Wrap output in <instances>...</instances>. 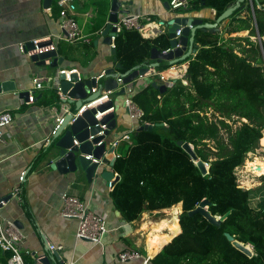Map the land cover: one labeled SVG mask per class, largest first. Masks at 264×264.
<instances>
[{
	"label": "trees",
	"instance_id": "1",
	"mask_svg": "<svg viewBox=\"0 0 264 264\" xmlns=\"http://www.w3.org/2000/svg\"><path fill=\"white\" fill-rule=\"evenodd\" d=\"M190 1L214 9L216 21L226 10H234L222 34L194 31L195 54L172 65L187 63L185 78L183 73L163 94L147 85L129 96L143 112V122L154 129H136L131 134L126 152L113 164L119 181L111 196L127 222L138 220L144 212L181 203V231L151 264H264V198L253 206V190L240 188L235 174L258 148L264 132V41L250 39L264 38L263 2L251 0L252 17L248 0ZM56 9L59 15L54 1L52 10ZM245 11L247 15L240 18ZM242 31H248V36L229 37ZM113 45L121 65L117 72L124 76L150 66V51H165L169 42L165 35L145 40L136 32L122 30ZM184 80L187 86L182 85ZM234 118L239 125L233 129L228 122ZM178 141L193 147L197 158L208 165L207 175L200 173ZM261 180L264 183V176ZM202 200L209 203L212 216L228 213L219 226L200 214L188 215ZM225 233L251 246L253 255L233 247ZM7 257L0 251V264H6Z\"/></svg>",
	"mask_w": 264,
	"mask_h": 264
},
{
	"label": "crops",
	"instance_id": "2",
	"mask_svg": "<svg viewBox=\"0 0 264 264\" xmlns=\"http://www.w3.org/2000/svg\"><path fill=\"white\" fill-rule=\"evenodd\" d=\"M54 1L58 0H51L50 6L45 8L43 0H0V84H7L4 85V90L0 89V112L9 111L13 116V122L0 129V229L9 221L25 235L22 249L30 253L24 257L27 264H37L35 259L43 256L49 257L50 264H117L118 254L125 250L137 251L142 258L124 264H143L146 259L151 264L162 247L181 231L178 223L181 203L166 210L144 212L138 220L127 222L115 207L112 190L108 188V181L101 177V173L104 169L115 174V156L126 152L130 144L120 138L137 129V125L128 118L124 107L125 97L141 91L153 82L166 84L158 76H153L152 71L161 73L164 78L173 82L181 79L183 73L185 78L187 63L164 71L150 68L147 74L135 80L130 95L111 96L116 127L108 138L107 150L103 156L107 163L101 165L98 175L91 182H87L80 171L61 174L52 170L42 158L43 152L52 140L51 131L62 105L65 104L68 112L74 107L69 97H65L67 101H62L56 93L55 96L52 93L55 92L53 86L58 72L75 70L76 73L73 74L86 80L115 67L110 49L103 44L101 36L107 23L110 0H78L75 20L82 35L91 39L92 46L80 42L69 44L61 39L60 18L57 9L56 12L52 10ZM119 1L125 3L122 9L129 14L148 16L152 21L161 22V29L164 30L162 36H167V24L174 18L193 17L203 23L217 22L214 9L199 7L190 0L193 7L176 11L164 6L169 0ZM257 1L264 3V0ZM246 15L245 11L240 18ZM228 23V18L227 21L219 22V31L216 33L222 34ZM222 36L228 37L225 34ZM247 36L248 31H242L229 37ZM157 37L143 39L153 40ZM257 37L250 39L255 41ZM261 40L264 41V38ZM33 42H50L42 50L53 48L57 57L46 60L44 66H37L30 56L39 50L29 51L26 48ZM117 74V70H114L112 76ZM34 80H40L43 85L41 90L34 89ZM29 92L34 96L33 103H27L25 96L28 98ZM51 97L53 99L50 100ZM111 111L108 110L105 114ZM116 141L118 144L113 146ZM110 148L114 149L113 153L109 152ZM258 148L264 154V146L260 141ZM261 162L264 163V155L254 156L250 165L258 166ZM250 165L247 168L242 165L236 169L235 174L240 188L253 190L251 204L255 206L264 198V183L261 180L264 172H252ZM24 171V179L20 181V175ZM64 194L80 198L93 214L105 220L106 232L100 244L76 239V221L60 215ZM170 225H176L177 230H170ZM47 243L56 247L57 257L47 252Z\"/></svg>",
	"mask_w": 264,
	"mask_h": 264
},
{
	"label": "water",
	"instance_id": "3",
	"mask_svg": "<svg viewBox=\"0 0 264 264\" xmlns=\"http://www.w3.org/2000/svg\"><path fill=\"white\" fill-rule=\"evenodd\" d=\"M43 1L44 7L48 8L51 4V0ZM124 5L125 3L119 0H110V11L107 23L101 33V36L103 37V44L109 47L115 67L104 71L103 77L98 80H96L95 77L86 80H78L77 74H73L70 76V82H68L65 81L64 75L59 76V87L61 89V93L69 97L70 102H73L74 107L71 111L65 114L62 124L52 136V140L43 152L42 158L52 170H57L61 174L80 171L85 175L87 182H91L92 179L98 175V170L101 165H105L107 163V160L103 156L107 150L108 138L116 127L113 100L110 99L108 102L88 108L80 115H76L83 105L95 101L99 97L101 90L107 92L113 91L116 88L117 84L112 74L114 73V70L120 69L121 65L117 62L116 52L114 46H112L111 37H115L117 34V30L113 24H115L121 16L129 14L127 10L122 9ZM164 6L167 8L168 4L164 3ZM233 10L234 8L226 10L216 24L203 23L202 20L193 17H179L170 20L167 24V36L169 39V48L167 51L152 49L150 51L149 61L153 63L148 67L137 68L129 74L124 75L122 80L123 83H134L138 77H142L147 74L150 68H170L176 60L185 59V57L189 55H194L197 49L196 46L193 45L191 37L194 31L199 28L204 32H218L219 29L217 28V24L223 20L227 21L228 16ZM179 29H181V34L179 37H176L175 32ZM49 45L50 42L37 44V48L33 45V43L27 45L26 48H28L27 50L29 51L39 50V52H35L30 56L31 61L37 66H44L46 60L57 57L56 50L53 48L42 50ZM58 61L60 62L61 59ZM4 85L7 84H0V89L2 88L4 90ZM150 85L153 88H156L160 94H163L168 89L166 84L159 85L153 82ZM92 88H96V92L92 93ZM115 95H124V92L121 90ZM25 97L28 99L27 96ZM110 108H112L111 112L104 114L99 119L96 118L98 114L104 113ZM101 126H105L104 129H101ZM153 129V125L144 124L139 126L137 131H152ZM177 145L190 156L191 161L195 164L203 176L208 174V165L197 158L193 151V147L190 144L184 141H178ZM113 151V148L109 149L110 153H113ZM259 169L260 168H258V170ZM101 177L109 181L113 178V173L106 172L102 169ZM118 181L119 176H115L113 184H116ZM1 203L2 202L0 201V205ZM208 206L209 203L206 200H202L193 210L188 212V215L192 216L194 214H200L211 225L219 226L228 213L218 218L214 217L207 210ZM224 235L231 245L237 250L249 257L253 255L249 246L238 242L227 233ZM47 252L55 257L58 255L56 250L50 251L48 249ZM40 262L43 264H50V259L48 256H43L40 259Z\"/></svg>",
	"mask_w": 264,
	"mask_h": 264
},
{
	"label": "built area",
	"instance_id": "4",
	"mask_svg": "<svg viewBox=\"0 0 264 264\" xmlns=\"http://www.w3.org/2000/svg\"><path fill=\"white\" fill-rule=\"evenodd\" d=\"M248 2L251 10V15L253 17L252 2L251 0H248ZM77 3L78 0L57 1V7L59 8L60 27L62 30L61 39L69 44L80 42L81 44L90 45L92 42L91 39L88 36L82 35L81 30L79 29L77 22L75 20ZM168 7L170 10L176 11V10H188L191 7H193V5L189 2V0H169ZM261 7L264 8V3L261 5ZM113 26L116 28L117 33L121 32L122 30L136 32L142 38L157 37L164 32V30L161 29V27L163 28V24L161 22L157 23L155 21H152L151 18H149L148 16L144 17V16L131 15V14L122 16L117 20L115 24H113ZM180 34H181V29L176 30L175 32L176 37H179ZM114 38L115 37H111L112 46H114L113 45ZM257 39L258 42L260 43L261 38L257 37ZM33 45L35 47L37 46L35 42H33ZM73 73H76V71L63 70V71H59L56 77V83L54 84L53 88L55 90L56 95L62 101L66 100L65 99L66 96L61 93V89L59 87V76L64 75L65 81L70 82V76L73 75ZM151 73L153 76H158L162 82H166L168 88L172 87L176 82V80L173 82L171 79L169 80L164 78L161 73H157L155 71H152ZM101 77H103V74L95 78L96 80H98ZM114 79L117 85L113 91L104 92L103 90H101L99 93V97L95 101L83 105L81 109L77 112L76 116L80 115L88 108L97 106L104 102H108L113 94H116L121 90L124 92V95L125 94L130 95L132 93L134 87L133 82L123 83L122 81L123 76L119 74L114 76ZM42 88L43 85L40 82V80L39 81L34 80V89L41 90ZM96 90H97L96 88H92L91 92L94 93L96 92ZM33 102H34V96L32 92H29L27 103H33ZM124 107L127 112L129 120L133 121L137 125V128L139 126L147 124L144 123L142 120L143 112L131 101L130 97L127 96L125 97ZM108 110H112V108ZM67 113H68V108L65 106V104H63L60 109V113L55 118V124L51 131V136H53L56 133L57 129L64 120L65 114ZM105 113L106 111L104 113L98 114L96 118L97 119L101 118V116H103ZM12 122H13V116L9 111L0 112V129L9 126ZM104 127L105 126H101V129H104ZM133 132L134 130L130 131L129 135L128 134L124 135L120 139L130 143V136ZM0 140H2L1 134H0ZM117 144L118 141L113 143V146H116ZM118 157L119 156H115V158ZM25 174L26 171L21 173L20 181H23ZM115 176H118L117 173L113 174V178L107 182L109 189H112L115 185L113 184V180ZM62 199H63L62 200L63 203H62V210L60 212V215L63 218L76 221L77 224L76 234H75L76 239L86 240L92 244H100L102 237L106 232L105 220L101 216L93 214L88 209V207L83 202V200H81L80 198L74 195L64 194ZM24 240H25V235L15 226L13 222L8 221L6 223V226L0 229V251L2 253L8 254V257L6 259V264H27L25 262L24 257L26 255H30V253L22 249V244ZM47 247L50 251L56 250V247L48 243H47ZM141 258L142 256L139 252L134 250H125L118 254L117 264H124L128 261L137 260ZM35 260L37 264H40V258H37ZM68 264H73V263L69 262ZM143 264H148L147 259L143 261Z\"/></svg>",
	"mask_w": 264,
	"mask_h": 264
},
{
	"label": "rangeland",
	"instance_id": "5",
	"mask_svg": "<svg viewBox=\"0 0 264 264\" xmlns=\"http://www.w3.org/2000/svg\"><path fill=\"white\" fill-rule=\"evenodd\" d=\"M180 80V79H179ZM182 85L184 86H187L188 85V82L186 80H184L182 82ZM209 117H211V113L208 114ZM237 118H234L231 122H228L229 125L234 129L235 127H237L239 125V122H237ZM241 121H245V120H241ZM221 133L224 135V137L226 136L224 133H223V130L221 131ZM264 154L259 150V148H257L254 152H252V155L251 153H249L247 155V158L243 164V166H245L246 168L250 165V163L253 161V158L254 156H258V157H261L263 156ZM251 170H254L251 168ZM256 170V169H255ZM253 172V171H252ZM177 214V213H175ZM174 222H175V219H174Z\"/></svg>",
	"mask_w": 264,
	"mask_h": 264
},
{
	"label": "bare ground",
	"instance_id": "6",
	"mask_svg": "<svg viewBox=\"0 0 264 264\" xmlns=\"http://www.w3.org/2000/svg\"><path fill=\"white\" fill-rule=\"evenodd\" d=\"M227 26V25H226ZM260 142H261V144L264 146V138H261L260 139ZM262 163V162H261ZM260 165V166H259ZM258 166L260 167V170H255L258 166H255V164L253 165H250L251 167H252V169H254L253 170V172L254 173H263L264 172V163H262V164H259ZM250 168V167H249ZM163 223V222H162ZM165 223V222H164ZM165 224H167V223H165ZM156 226V225H155ZM170 226H172L171 227V229L170 230H175L176 229V225H170ZM154 227V226H153ZM166 227V226H165ZM156 228V227H155ZM178 228V227H177ZM150 229H152V228H150ZM159 230V229H158ZM177 230V229H176ZM175 230V231H176ZM160 236H161V234H160ZM164 240H166L167 238H163ZM159 240V239H158ZM162 240V239H161Z\"/></svg>",
	"mask_w": 264,
	"mask_h": 264
}]
</instances>
